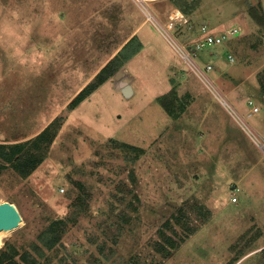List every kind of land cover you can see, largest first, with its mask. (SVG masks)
Listing matches in <instances>:
<instances>
[{
    "label": "rangeland",
    "instance_id": "obj_1",
    "mask_svg": "<svg viewBox=\"0 0 264 264\" xmlns=\"http://www.w3.org/2000/svg\"><path fill=\"white\" fill-rule=\"evenodd\" d=\"M147 12L160 29L139 34L155 50L128 63L131 94L116 74L68 107ZM203 26L238 29L198 51L211 82L179 53ZM59 115L31 175L1 171L0 201L23 216L5 248L36 264H264V0H0V143ZM58 218L67 230L48 249L40 236ZM165 222L180 242L168 258Z\"/></svg>",
    "mask_w": 264,
    "mask_h": 264
},
{
    "label": "trees",
    "instance_id": "obj_2",
    "mask_svg": "<svg viewBox=\"0 0 264 264\" xmlns=\"http://www.w3.org/2000/svg\"><path fill=\"white\" fill-rule=\"evenodd\" d=\"M134 39L129 40L126 45L119 51L117 55L112 57L92 78V80L77 94V96L68 104V107L74 108L84 98H86L94 90L98 89L105 81L110 79L124 64L122 58L128 54V50L132 45ZM170 112V109H169ZM60 120V115L56 116L51 123H49L39 134L32 139L20 141L15 143H0V174L4 168L13 166V168L21 176L31 175L35 169L43 161L42 153L48 149L52 144L56 132L58 130L57 123ZM132 147L131 145H126ZM77 186L81 183L76 182ZM183 209V208H180ZM164 227H160L158 232L160 240H158V250L165 254V258L172 255L171 250L180 245L179 234L177 230L169 226L165 222ZM188 231L196 227L186 226ZM66 227L63 219H54L49 226L41 233L40 240L45 244L48 249H53L58 246L66 233ZM170 230V231H168ZM178 242V243H177ZM105 243L99 246V249L104 251ZM6 245L0 250V264H36L37 260L30 254L29 251L20 250L11 245Z\"/></svg>",
    "mask_w": 264,
    "mask_h": 264
},
{
    "label": "crops",
    "instance_id": "obj_3",
    "mask_svg": "<svg viewBox=\"0 0 264 264\" xmlns=\"http://www.w3.org/2000/svg\"><path fill=\"white\" fill-rule=\"evenodd\" d=\"M122 16H123V19H124L125 15H122ZM149 22H150V20H148L147 17H145L140 22H135L133 24V26L126 32V35L121 40V42L119 44H117L116 47L111 50V52L108 53L109 55L104 59V61L100 65H98L97 68H95V70L86 78V80H84V82L78 88V91H79V89H81L82 87H84L112 57H114L115 55H117L119 53V51L126 45V43L129 40H131V39H134L135 40L137 38L138 40H140V42L134 43V40H133L132 45L130 46V49L127 51L128 54L127 55H124L123 58H122V61H123L124 64L115 73V75L116 74H118V75L120 74V76L123 77V78H124V76L127 75V77L124 80H125V83L126 84L130 85L131 84V80L133 79V77H130V74H129L128 70H127L128 69V67H127L128 63L133 59L134 56H137L139 54H142L144 52V50L148 47L149 44L151 45L150 48H152L153 51L155 50V45L152 44L153 43V40H151V41L147 40L149 38H152L150 36L151 34H149V32L146 31L142 36H139V34L144 30L146 24H148ZM151 28L153 30V27H151ZM145 40H147L148 43H146ZM142 44H143V46L140 48V46ZM124 70H126V72L128 74L122 75L121 72L124 71ZM107 81H105V82H107ZM76 93L77 92H75L74 94H72V96H74Z\"/></svg>",
    "mask_w": 264,
    "mask_h": 264
},
{
    "label": "built area",
    "instance_id": "obj_4",
    "mask_svg": "<svg viewBox=\"0 0 264 264\" xmlns=\"http://www.w3.org/2000/svg\"><path fill=\"white\" fill-rule=\"evenodd\" d=\"M146 15H147V18L149 20H152L155 23V25L160 29V23L155 19V17L151 14V12L149 13L147 12ZM177 15L178 13L172 14L170 17L171 20H173ZM202 30L203 32L207 33L204 39H202L199 42H196L195 45L192 44L190 47L188 46L189 48L188 47L182 48L181 46H179V53L181 54L182 58L185 59V61H187L191 65L192 70L198 73L206 82H211L208 77L207 72L213 69V65L207 64L205 68H202L200 65L197 64V62L193 63V61H196V58L198 56V51L206 45L215 46V45L222 44L223 42L227 41L231 36L236 34L238 32V29L234 28V29H228V30H225L219 33H211L208 31L206 26H203ZM252 103H253L252 101H249V104H252ZM253 110L257 111L258 107L254 106ZM232 201L233 202L238 201L237 195L232 197Z\"/></svg>",
    "mask_w": 264,
    "mask_h": 264
},
{
    "label": "water",
    "instance_id": "obj_5",
    "mask_svg": "<svg viewBox=\"0 0 264 264\" xmlns=\"http://www.w3.org/2000/svg\"><path fill=\"white\" fill-rule=\"evenodd\" d=\"M126 95L131 93V85L122 84ZM23 221V216L16 204L10 201H0V229H13Z\"/></svg>",
    "mask_w": 264,
    "mask_h": 264
},
{
    "label": "bare ground",
    "instance_id": "obj_6",
    "mask_svg": "<svg viewBox=\"0 0 264 264\" xmlns=\"http://www.w3.org/2000/svg\"><path fill=\"white\" fill-rule=\"evenodd\" d=\"M176 13H180V15H182L181 14V12L179 11V10H175L174 11V14H176ZM121 74L122 75H126V74H124V72L122 71L121 72ZM123 78V77H122ZM122 84H125V80L124 79H122V81H121V85ZM22 222V221H21ZM10 230L11 229H9V230H6V229H0V250L3 248V246H4V244H5V240L7 239V236L10 234Z\"/></svg>",
    "mask_w": 264,
    "mask_h": 264
}]
</instances>
